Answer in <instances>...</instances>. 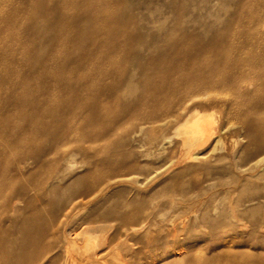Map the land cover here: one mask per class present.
Masks as SVG:
<instances>
[{
    "label": "bare ground",
    "instance_id": "obj_1",
    "mask_svg": "<svg viewBox=\"0 0 264 264\" xmlns=\"http://www.w3.org/2000/svg\"><path fill=\"white\" fill-rule=\"evenodd\" d=\"M219 1L221 0H215V2ZM20 3L17 0L11 6L13 11L0 14V22L18 24L20 22L17 20L18 13H22V16L27 13V6L37 10L47 7L45 0H31L29 4H26L27 6H20ZM184 6L192 9L199 7L195 2L186 3ZM83 10L90 14L94 13L90 6ZM254 10L264 11V2L250 3V0H242L238 8L239 13L236 14L239 18L228 19L223 25V29L231 31L227 34L228 36L218 33L211 45L196 48L175 46L172 49H161L157 57H150L146 63L142 58L133 61L129 57H123L114 63L109 61L116 51L128 49L126 46L111 49L102 44L105 38L93 39L88 56L74 61V66L62 74L58 73L64 65L62 59H55L53 55L43 59L39 51L30 47L24 50L19 58L25 62L32 58V61L28 63L30 74L25 73L22 67L4 68L2 65L16 63L17 57L15 54L10 57L0 54V116H5L6 120L11 119L13 114L8 109L13 105L34 110L32 114L39 120L34 126L23 123L21 130L15 132L7 127V124H0V135L15 137V140L11 138L9 142V147L14 148L22 143L23 139H33L40 132L49 136L48 143L45 145L34 143L35 145L27 149L20 148L13 156L0 146V160L2 161L4 157L8 159L4 166L0 164V182L8 184L10 189L9 194L0 192V199H2L0 220L8 217L10 212L16 211L12 188L15 183L22 184L23 176L31 175L27 171L30 163H35L38 170H46L43 182H49V188L52 187L42 195L46 204L42 223L35 228L21 226L24 238L19 242L15 252L23 260L15 263L6 262V264H76L71 253L72 248L79 244L78 240L85 245L95 244L98 232L101 233L98 249L77 264H136L133 260L122 261L119 251H114L130 240L137 242L135 238L145 228L144 225H138L139 223L136 222L135 211L126 213L119 209V206L105 211L101 204L94 211H90V208L89 212L83 215L78 213L80 206L89 205L97 198L103 197L105 190L113 182L133 180L132 175L136 173L134 161H123L122 158L114 161L113 157L105 158L104 144L109 146V150H114L113 142L110 140L123 123L134 126L133 134L138 136L143 133L147 125L164 121L165 118H161L163 115L181 109L178 119L182 118V120L176 126L175 134L183 137V144L188 146L183 149L181 157L201 158L203 150H196L199 145L210 137H216L217 141L221 140L216 128L218 119L213 112L207 113L196 104H188L186 101L207 95L212 103L217 104L222 101V96L226 95L229 87H235L242 79L251 78V76H254V80L258 81L263 91L260 89L259 93H250L236 106L242 109L241 120L249 129V143H253L255 147L246 152L249 157L247 162L245 159V163H237L236 168L245 179H260V185L264 187V43L256 41L254 35L248 37L245 35L243 36L245 38H242V27L254 20L248 18L247 14ZM100 11L106 12L104 8ZM55 14L56 10L50 7L47 10V16L50 17L47 21L38 19L23 28L26 34L33 36L32 39L40 38L43 48L50 47L54 36L56 38L62 36L60 32L58 34L59 24L53 20ZM125 16L117 17L118 25L110 27L109 31H118L120 26L128 23V18ZM222 19V17L219 18V22H222ZM48 26H51L54 31L52 38L49 37L50 34L47 35ZM86 33H82L81 30L72 31L73 43L79 44L86 40L88 36ZM241 38L242 40L239 41ZM70 40L65 38L63 41L64 55L69 54L70 48L67 45ZM133 66L141 68L139 72L137 71L139 76L133 71ZM141 85L144 91L139 94L137 92ZM126 91L133 93L127 99L124 97ZM62 95H69L71 100L74 99L82 107L87 106L86 115L79 120L75 119L72 123L66 122L68 118L65 120L63 116L60 117V114L70 104L67 100L59 99ZM111 103L121 105V109L119 111L110 109ZM102 110L107 111V117L100 126H92L93 121L102 117ZM14 116L24 121L27 119V115L20 112ZM216 139H214L215 142ZM246 146H244L245 149ZM76 155L83 158L84 165L94 164V167H87L81 175L76 176L75 182L68 186V189L51 194V191L58 187L57 183L64 179L66 170L76 164ZM238 155L241 154L238 153ZM123 156L122 154L121 157ZM110 162H114L115 165L111 170L104 171L100 168ZM41 183H35L34 187L40 188ZM219 183L221 184V181ZM27 189L23 185L20 186L21 192ZM246 199L245 201L249 204L254 201H258L259 205L264 204V195ZM154 213L155 210H150L144 213L142 218L146 222L154 221V217L159 214L156 212L157 215H153ZM57 241L62 242L64 248L53 255L50 252ZM149 253L152 260L147 264H181L184 255V251H149ZM195 260L199 261V264H249L253 258L243 252L230 251L221 256L198 255L186 259V263L196 264Z\"/></svg>",
    "mask_w": 264,
    "mask_h": 264
},
{
    "label": "rangeland",
    "instance_id": "obj_2",
    "mask_svg": "<svg viewBox=\"0 0 264 264\" xmlns=\"http://www.w3.org/2000/svg\"><path fill=\"white\" fill-rule=\"evenodd\" d=\"M16 1L0 0V14L13 11L11 6ZM18 1L21 2L20 6H27L26 4H29L31 0ZM238 1L45 0L46 8L37 10L27 6V13L23 16L22 13H18L19 18L17 20H20L18 24L0 22V54H5L7 57L15 54L18 58H16V63H8L2 66L6 69L14 66L22 67L26 71L25 73L30 74L28 63L32 61V58L26 62L19 58L24 50L32 48L39 51L41 58L44 57L43 59L51 55L55 59H62L64 65L58 71L59 74H62L74 66V61L80 57L86 58L88 56L89 50L92 49V41L96 38H105L102 44L111 49H117L120 46L127 47L128 50L126 51H116L109 61L114 63L123 57H129L133 61L142 58L143 62L146 63L150 57H157L161 49H172L175 46L196 48L211 45L216 34H225L224 36L229 34L231 31L223 29V25L228 19L237 20L239 18L236 14L239 13L238 8L242 0ZM191 2L197 3L200 8L192 9L184 6ZM251 2L262 3L264 0H250ZM88 6L94 11L93 14L83 10ZM50 7L56 10L53 20L59 24L58 34L60 32L62 36L56 38L51 26H48L47 35L50 34L49 37L52 38L53 34L54 38L50 47L43 48L42 40L35 36L32 39L33 36L30 37L28 33L26 34L23 28L38 19L47 21L50 18L47 16V10ZM102 7L106 12L100 11L103 9ZM120 15H126L128 23L120 26L118 31L110 32V27L118 25L116 20ZM247 16L254 20L242 27V38L254 35L256 41L263 44L264 11L254 10ZM221 17L223 18L222 22H219ZM138 21L145 24L142 25ZM138 23H140L139 26ZM76 30H81L82 33L87 32L88 35H86V40L79 44L73 43L74 38L71 36L72 31ZM65 38L71 40L67 45L70 48L69 54L64 55L65 45L63 41ZM132 68L139 76L137 71L139 72L141 68L136 66ZM257 82L254 80V76L242 79L235 87H229L226 95L222 96V101L217 104L212 103L207 95L186 101L188 104H196L207 113L213 112L218 119L216 120V128L221 140L217 141L216 137H210L199 145L196 150H203V157L201 158L184 159L181 157L183 149L188 147L183 144V137L175 134L176 126L182 120V118L178 119L181 109L163 115L161 118H165V122L147 125L143 133L138 136L133 134L134 126L130 123H123L110 140L113 142L114 150H109V146L104 144L105 158L113 157L114 161L117 158H122L123 161H134L136 162V173L132 175L133 180L113 182L105 190L103 197L94 200L92 205L80 206L78 213L83 215L89 212L90 208V211H94L101 204L105 211L111 207L119 206V209L126 213L136 212V222L139 223L138 225H144L145 228L135 238L137 242L130 240L129 245L127 243L114 250L119 251L122 261L130 262L133 260L136 264H147L152 260L149 251H184L181 264H187L186 259L198 255L210 256L214 254L221 256L230 251H238L249 254L253 258L249 264H264V204L259 205L258 201L249 204L245 201V198L248 200L263 196L264 187L260 185V179H245L240 170L236 168L237 163H245V159L247 162L249 157L246 152L255 147L253 143H249V129L241 120L242 109H238L236 104L243 102L250 93L261 92V86ZM143 91L144 87L141 85L137 93L140 94ZM132 94L126 91L124 97L127 99ZM59 99L67 100L70 104L60 114V117L63 116L65 120L68 118L66 121L68 123H72L75 119L79 120L88 112L87 106L78 105L74 99L71 100L69 95H62ZM206 105L207 107H205ZM110 109L119 111L121 105L111 103ZM8 110L13 114L12 118L6 120L5 116H0V124H7V127L13 129L14 132L20 131L23 123L34 126L39 122L36 116L32 114L34 111L32 109L11 105ZM18 112L27 115V119L24 121L14 116ZM106 117L107 111L102 110V117L93 121L92 126H100ZM11 138L16 139L12 135L9 137L0 135V146L13 156L18 153L20 148L24 150L35 144L45 145L48 143L49 136L40 132L33 139H23L22 143L15 148L9 147ZM213 138L216 139V142ZM100 144H98L99 147H101ZM95 145L97 147L96 143ZM245 145L248 146L246 149ZM94 152H96L95 148ZM238 153L242 155V158ZM122 154L123 157H121ZM75 160L76 164H72L73 166L66 170L64 179L57 183V190L54 189L51 194L68 189V186L75 182L76 176L81 175L87 167H94V164L84 165L81 156L76 155ZM6 162L8 159L4 157L0 164L4 166ZM113 163L110 162L100 168L109 171L115 166ZM27 171L31 175L23 176L22 184L15 183L12 188V195L15 196L16 201V211L10 212L8 217L0 220V264L23 260L15 252L19 242L24 238L21 226L35 228L42 223V215H44L46 207L42 195L52 187L49 188V182H43L46 170H38L35 163H30L27 166ZM220 174L221 176H219ZM222 176L224 177L222 178ZM218 177L220 178L218 179ZM220 181L222 185L219 183ZM35 183H41L42 186L40 188L34 187ZM22 185L28 188L24 192H21L22 189L20 190ZM230 186L233 189L227 188ZM1 191L3 194H9V185L0 182ZM1 202L2 199H0ZM245 203H248L249 207L244 205ZM150 210H155L153 215H157L156 212L159 214L154 217V221L146 222L142 217H144V213ZM97 234L95 244L85 245L81 240H78L79 244L75 248L70 247L73 249L71 253L74 263L77 264L78 261L98 249L97 245L101 233L98 232ZM63 248L62 242L57 241L50 253L54 255L62 251ZM133 248L135 249L133 250ZM195 263L199 264V261L195 260Z\"/></svg>",
    "mask_w": 264,
    "mask_h": 264
}]
</instances>
